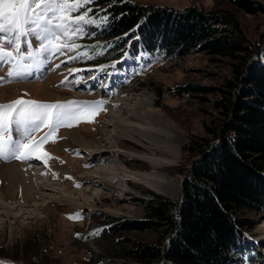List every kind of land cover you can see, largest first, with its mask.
Returning a JSON list of instances; mask_svg holds the SVG:
<instances>
[{
  "label": "rangeland",
  "instance_id": "1",
  "mask_svg": "<svg viewBox=\"0 0 264 264\" xmlns=\"http://www.w3.org/2000/svg\"><path fill=\"white\" fill-rule=\"evenodd\" d=\"M254 1L261 2L264 7V0ZM131 2L178 10L187 6L202 8L206 12L227 9L235 14L242 33L252 43L264 36L263 11L249 15L237 8L232 0H131ZM90 7L92 8L90 15H105L101 11L105 9L103 5L95 3ZM101 26L99 28L90 26L87 31L96 33ZM96 39L95 35L84 36L77 40V43L105 46L104 40ZM134 40L135 36L129 39L131 42ZM114 53L113 48L106 47L104 55L92 60H68L67 56L73 55L72 53L56 54L47 59L42 57V63L38 68L32 69L30 76L16 82L0 84V89H4L6 93V97L0 102L5 104L17 98L44 103L94 102L103 99L109 101L107 107L103 100L104 110L98 115L88 114L92 117L91 122L85 116L79 121H70L71 127L64 126L62 129L65 130L50 138L45 151L35 154L42 157L36 161L37 164L34 163L35 172L43 171L37 175L36 181L40 184L44 182L46 185L42 184L44 190L37 188L32 197L33 201H24L21 181L18 182L17 195H6V198H2L0 194V261H4L5 264H121L123 260L117 259L111 251H103L109 244V240L104 238L110 229V226L104 223L106 217H113L119 221L146 218L143 205L138 199H152V193L171 201L180 199L184 176L195 159L187 153L186 147L191 141L201 137L212 139L211 132L224 119L220 110L215 108L214 103L220 95L214 89L233 75L230 60L214 61L201 52H191L173 60H166L161 54L152 57L144 52L136 57L125 52L127 59L124 58L125 55L120 59L113 57ZM113 62H116V67H110L109 70L113 72L112 74L116 73L115 78L110 81L103 79L104 72H97V67ZM57 64L60 65L58 68ZM70 69H75V73L70 72ZM6 73V68L0 69V77H6ZM93 76L96 79H92ZM66 77L67 84H62ZM77 79L81 82L77 83ZM101 82L106 86H100ZM190 85L200 86L202 89L198 92L185 91ZM116 97L154 99L158 114L166 124L163 128V137L154 140L153 143L161 147L169 145L173 150L176 148L178 159L170 160L167 167L160 169L166 177L165 180L180 183L179 193L166 189L165 195L140 183L130 181L127 184L123 175L120 176L118 184H107L108 175L105 169L93 172L98 167L92 169L95 163L90 164L88 147L72 141L69 147L57 148L61 141H67V134L71 131L86 133L84 139L86 142L95 143L94 149L99 147L102 139H111L113 129L105 127L103 123L106 120L105 109L106 107L107 110L110 109L111 102H115ZM127 105L134 106L128 101ZM112 113L115 119L120 118L117 111ZM110 119L113 120L114 117L108 118L106 122ZM47 131V128H41L35 134L36 139ZM125 141L130 147H138L133 141ZM148 143L151 147L152 141L148 140ZM111 157L117 163L118 160L124 162L123 166L128 169L141 172L151 168L147 162L134 157L124 158L123 155ZM14 162L19 164V161ZM19 165L26 166L21 161ZM106 165H110L111 169L115 168L114 162ZM90 174L98 177L92 181L88 179ZM5 188L4 178L0 176V190L5 192ZM7 206L10 208H3ZM242 217L249 221L252 228L244 232V235L247 234L245 237L248 242L234 252L238 258L237 263L264 264V213L246 212ZM101 229L103 230L99 231L98 235L93 234ZM118 239L124 242L157 241L153 231L123 232L118 235L117 241Z\"/></svg>",
  "mask_w": 264,
  "mask_h": 264
},
{
  "label": "trees",
  "instance_id": "2",
  "mask_svg": "<svg viewBox=\"0 0 264 264\" xmlns=\"http://www.w3.org/2000/svg\"><path fill=\"white\" fill-rule=\"evenodd\" d=\"M232 2L249 15L264 13L259 1ZM95 3L109 16L96 40L111 45L113 57L128 49L133 57L144 52L166 60L201 52L214 61L230 60L233 70L214 89L220 95L214 105L224 119L211 132L212 139L201 137L186 147L195 159L184 176L181 198L171 201L152 193V199H138L146 218L106 217L109 244L103 251H111L121 264H238L234 252L248 242L244 232L252 228L242 216L264 213V36L252 43L227 9ZM201 89L190 85L185 91ZM141 231H153L157 241H117L123 232Z\"/></svg>",
  "mask_w": 264,
  "mask_h": 264
},
{
  "label": "snow or ice",
  "instance_id": "3",
  "mask_svg": "<svg viewBox=\"0 0 264 264\" xmlns=\"http://www.w3.org/2000/svg\"><path fill=\"white\" fill-rule=\"evenodd\" d=\"M95 2L96 0H0V69H7L6 77H0V84L30 76L32 69L38 68L42 63V57L47 59L56 54L72 53L73 55L67 56L68 60H92L104 55L106 47L111 45L87 46L77 43L84 36L95 35V32L87 31L90 26L99 28L109 22L108 15H90V5ZM112 2L115 3L116 0ZM121 2L131 3V0ZM101 11L106 12V9ZM74 13L80 14L73 15ZM124 58L127 59L126 53ZM59 66L56 65L57 68ZM110 67L115 68L116 62L99 65L97 72L110 75L107 71ZM69 71L75 73L76 70ZM92 79L96 77L93 76ZM76 82L80 83L81 80L77 79ZM62 84H67V77ZM100 86L106 85L101 82ZM101 110H104L103 100L44 103L17 99L0 104V159H42L34 156V153L60 127H71L69 122L79 121L82 116L91 122L92 117L88 114L98 115ZM41 128H47L48 131L36 139L35 134ZM102 230L93 234L98 235ZM0 264L5 262L0 261Z\"/></svg>",
  "mask_w": 264,
  "mask_h": 264
},
{
  "label": "bare ground",
  "instance_id": "4",
  "mask_svg": "<svg viewBox=\"0 0 264 264\" xmlns=\"http://www.w3.org/2000/svg\"><path fill=\"white\" fill-rule=\"evenodd\" d=\"M5 97V90L0 89V100ZM115 99V102H111V110H107L106 120L103 123L105 127L113 129L111 139H102L99 147L94 149L95 143L92 141H85L84 138L87 136L86 133L83 131H71L67 134V141H61V144H59L57 148L59 149L65 146L69 147L72 141L88 147L90 164L95 163L92 169H96L98 167L93 172L105 169L107 171L106 174L108 175L106 180L107 184H118L120 176L123 175L127 184H129L130 181H132V183H140L165 195H167L166 189L179 193L181 189L180 183H178V181L172 182L165 180L166 177L163 176L161 170L163 167H167L169 165L171 162L170 160L174 161L178 159L179 155L176 148L173 150V147L170 148L169 145L161 147V145L153 143L154 140L157 141L163 137V128L166 124V121H164L158 114V108L155 105L154 99H139L137 97L130 99L126 97H116ZM127 101L133 103L134 106H128ZM113 108L115 110H113ZM113 111L120 113V118L115 119V115L112 113ZM108 118H112L113 120L110 119V121L106 122ZM125 140L133 141L138 145V147H130ZM148 140L152 141L151 147L149 146ZM160 152H163V154H159ZM111 154L116 157L123 155L124 158L130 156L143 160L150 164L151 168L141 172L135 169H128L123 166L125 163L121 160H118V163L113 161L111 159ZM25 162L27 163L25 164V167L23 165H19L20 162L19 164L15 162L6 163V165H1L0 163V176L4 178L6 187L4 190L5 192L0 190L2 198L6 195H17L18 182L20 181L23 197L25 199L24 201H33L32 197L37 188L38 190L39 188L40 190L43 189L42 184H44V182H41L40 184L36 181L37 175L42 174L43 171L38 170L35 172V164H30L33 161L27 160ZM109 162H114L115 168L111 169L110 165L105 166V164H109ZM95 176H91L90 174V178L88 179L94 181L95 178L98 177ZM44 185H46V183ZM3 208L8 209L10 206Z\"/></svg>",
  "mask_w": 264,
  "mask_h": 264
}]
</instances>
